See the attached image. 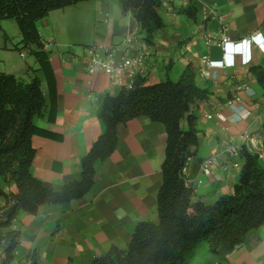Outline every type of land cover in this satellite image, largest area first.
<instances>
[{
  "label": "crops",
  "instance_id": "1",
  "mask_svg": "<svg viewBox=\"0 0 264 264\" xmlns=\"http://www.w3.org/2000/svg\"><path fill=\"white\" fill-rule=\"evenodd\" d=\"M191 2L198 7L196 20L183 13ZM161 16L165 27L151 43L145 42L135 19L114 0H89L38 21L55 78L53 123L48 121L51 99L43 71L34 56L16 50L22 39L17 23H0V72L26 83L40 80L46 109L35 124L61 136L59 141L40 136L32 139L36 149L32 172L46 186L59 192L64 184L80 179L81 160L103 133L99 118L103 99L122 89L102 72L86 73L84 61L94 46L118 47L126 56L145 50L146 60L138 76L148 85L176 82L189 65L196 71L197 85L208 95L191 109L199 143L191 149L196 155L188 164L186 179L194 190V202L214 204L230 195L238 183L242 161L229 156L224 141L241 149L248 143L244 135L253 136L264 155V90L250 72L253 67H264V53L251 46L247 65L242 64V55L231 53L233 67L213 68L208 77L200 76L205 57L223 60L222 37L238 43L264 33V0H162ZM130 35L140 38L138 47L128 48L124 43ZM209 39L215 42L208 45ZM230 100H234L231 106L227 104ZM182 128L188 130L186 120ZM117 133L118 147L109 160L96 165L89 194L67 204L42 206L36 216L18 214L12 226L20 232L13 264H91L113 246L127 248L140 222L158 223L165 128L139 117L119 125ZM208 158L214 164L205 175L200 166ZM259 163L264 169V157ZM0 191L17 193L15 184L2 177ZM5 207L6 200L0 195V214ZM211 264H264V226L248 235L242 249L222 260L213 256Z\"/></svg>",
  "mask_w": 264,
  "mask_h": 264
},
{
  "label": "trees",
  "instance_id": "2",
  "mask_svg": "<svg viewBox=\"0 0 264 264\" xmlns=\"http://www.w3.org/2000/svg\"><path fill=\"white\" fill-rule=\"evenodd\" d=\"M89 0H0V23L14 20L21 33L16 50L34 56L43 71L49 88L51 107L48 121L56 117L55 78L44 50L36 23L56 10H63ZM124 13L137 22L144 40L151 43L165 27L161 16L162 0H114ZM197 4L191 2L183 13L196 20ZM264 90V67L250 70ZM196 71L189 65L178 81L166 80L148 85L138 76L131 89L122 88L116 96H105L99 118L103 133L81 160L79 180L66 183L59 192L46 186L32 172L36 149L32 139L40 136L61 140V136L40 129L37 118L46 109L41 82L33 78L26 83L13 75L0 72V177L13 182L16 194L0 195L6 207L0 219L1 264H13L19 246L20 232L13 229L23 211L36 216L42 206L67 204L84 198L94 186L96 165L110 159L118 147L119 125L139 117H148L166 131L165 158L162 164V185L157 195L158 223L140 222L125 249L116 246L91 264H188L202 242H207L212 255L222 260L243 246L248 235L264 226V169L259 158L241 148L240 175L233 192L214 204L194 202V190L182 169L196 153L198 132L193 104L207 98L208 92L196 82ZM187 121L188 130L182 128ZM261 136L264 139V123Z\"/></svg>",
  "mask_w": 264,
  "mask_h": 264
},
{
  "label": "built area",
  "instance_id": "3",
  "mask_svg": "<svg viewBox=\"0 0 264 264\" xmlns=\"http://www.w3.org/2000/svg\"><path fill=\"white\" fill-rule=\"evenodd\" d=\"M251 39V37H250ZM225 40H228L225 37H222L221 43L222 48L224 51L223 60L222 61H213L209 58L205 57L203 59V71L200 72V76L202 77H208L209 72L213 68H222V67H233L235 65L234 63V55H230L226 53V50L224 48ZM215 42L214 39H209L207 41L208 45H211ZM124 43L127 45L128 48H131L133 46L138 47L140 44V38L137 35H130L125 38ZM251 46H256L261 52L264 53V51L261 50V48L253 42ZM90 56L85 59L84 66L85 71L88 75H94L96 72H102L104 75L109 77L111 80H113L115 83H117L119 86H122V88L131 89L134 85L135 79L138 77V74L142 72L145 60H146V52L145 50L142 51V53H137L136 55H122L120 54V51L118 47H104V46H94L90 49ZM127 53V51H126ZM239 54V53H237ZM241 55V54H239ZM231 58V61L233 63L231 66L228 65L227 60L228 58ZM250 60L245 63L243 61L242 57V64L247 65L250 63ZM219 62V63H216ZM242 87H239L238 90H241ZM234 100H230L227 102L229 106L233 104ZM203 114L206 117H209L210 115L206 112H203ZM216 116H219V113L215 114ZM245 137L248 139V143L245 146V148L251 153L256 155L259 159H262L264 157L263 153L259 151L258 149V140L255 139L253 136H249L245 134ZM242 138V136H241ZM224 147L226 149V152L229 154L230 157L234 159L241 160V149L237 148L232 142L230 141H224ZM191 158L187 160L186 165L182 169V175L186 177L187 174V167L190 163ZM214 164L213 158L205 159L200 166V170L203 174L207 175L211 172L212 166ZM237 167V164L235 165ZM3 256V249L0 247V259H2ZM31 264V263H28Z\"/></svg>",
  "mask_w": 264,
  "mask_h": 264
},
{
  "label": "clouds",
  "instance_id": "4",
  "mask_svg": "<svg viewBox=\"0 0 264 264\" xmlns=\"http://www.w3.org/2000/svg\"><path fill=\"white\" fill-rule=\"evenodd\" d=\"M253 42H255L261 48V50L264 51V33L259 32L254 34L251 39L245 38L238 43L230 40H225L224 48L226 50V53L228 54H241L243 57V61L247 63L251 58V44ZM227 63L229 66H231L233 61L229 62V60H227Z\"/></svg>",
  "mask_w": 264,
  "mask_h": 264
},
{
  "label": "rangeland",
  "instance_id": "5",
  "mask_svg": "<svg viewBox=\"0 0 264 264\" xmlns=\"http://www.w3.org/2000/svg\"><path fill=\"white\" fill-rule=\"evenodd\" d=\"M212 257L208 243L202 242L196 249L194 256L189 260L188 264H211Z\"/></svg>",
  "mask_w": 264,
  "mask_h": 264
},
{
  "label": "water",
  "instance_id": "6",
  "mask_svg": "<svg viewBox=\"0 0 264 264\" xmlns=\"http://www.w3.org/2000/svg\"><path fill=\"white\" fill-rule=\"evenodd\" d=\"M6 223V219H0V225ZM243 246L238 247L237 249H242Z\"/></svg>",
  "mask_w": 264,
  "mask_h": 264
},
{
  "label": "snow or ice",
  "instance_id": "7",
  "mask_svg": "<svg viewBox=\"0 0 264 264\" xmlns=\"http://www.w3.org/2000/svg\"><path fill=\"white\" fill-rule=\"evenodd\" d=\"M228 59H229V62H231V58L229 57Z\"/></svg>",
  "mask_w": 264,
  "mask_h": 264
}]
</instances>
